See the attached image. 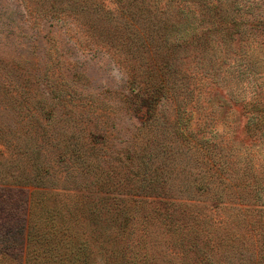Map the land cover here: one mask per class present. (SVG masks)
<instances>
[{"label":"rangeland","instance_id":"obj_1","mask_svg":"<svg viewBox=\"0 0 264 264\" xmlns=\"http://www.w3.org/2000/svg\"><path fill=\"white\" fill-rule=\"evenodd\" d=\"M146 1L161 13L129 27L157 43L155 71L179 90L152 113L121 4L55 0L49 12L43 0H0V264H76L81 241L82 264H264L254 248L220 243L249 236L253 209L264 210V126L249 133L259 115L243 105L264 110V0H225L250 31L230 44L210 36L203 51L190 41L206 28L194 6ZM203 154L218 159L212 185L235 190L219 208L213 190L193 188V173L206 178ZM166 219L194 228L197 248L186 255L191 233Z\"/></svg>","mask_w":264,"mask_h":264},{"label":"trees","instance_id":"obj_2","mask_svg":"<svg viewBox=\"0 0 264 264\" xmlns=\"http://www.w3.org/2000/svg\"><path fill=\"white\" fill-rule=\"evenodd\" d=\"M54 1L55 0H51V1L43 0L40 8H37V9H43L44 11L52 12L56 10ZM115 1L122 5L123 7L122 10L124 11L122 15L125 17V22L128 24L125 27V29H128L126 31L127 42L130 45H133V47L136 48V50L139 52V59H140L139 66H143L142 81L145 82V83L142 82V84L143 86L144 85L150 86V89L147 90V92L143 91V93H145L147 96V107L149 111L151 112V108H153L152 106H156L158 100H160V97H164V99H174V101H178L179 97L177 94L179 93V90L177 89V87L167 86L165 84V77L162 74L158 73V71H155L157 64H160L159 63L160 62L159 52L161 51L159 47H157L158 46L157 43H156V46L150 49L151 46L146 41L148 36L146 37H142L138 35L136 36L134 31L131 30L129 27V26L134 27L135 24H140V22H145L150 19H155L153 17L161 13L158 6H152L146 0H115ZM186 3L188 5L194 6V10L192 14L193 17L196 16L200 26L206 27L205 29L199 32L196 31L197 33H193V35L191 36L192 39L190 41H191V45L193 46V50L202 49L203 51L205 48H209L212 45L211 44L212 40L210 36H216L217 38L219 36V38L222 41H227L229 43L231 39L233 40L234 38H236V36H239L240 32L243 33L244 31H246L247 33H249L250 31V29L248 30L241 26L240 21L238 20L236 13L234 12V8L232 6H229V5L224 6V4H231V1L186 0ZM84 7H86V4H84ZM91 10L92 11L96 10L98 13H100L101 12L100 4L96 1ZM185 14L186 12L184 10L180 12L179 16L181 17V20L185 19L186 17L184 16ZM104 18L106 19V15ZM171 19L172 17H169L165 21H171ZM162 28L167 29L168 26H162ZM48 32L51 33V31H48ZM160 45H162L161 47L162 49L163 48L166 49V45L164 44H160ZM112 48H114L115 50L116 48L123 50V48L120 46H116V47L112 46ZM145 53H147V55H145ZM128 68L132 70L131 72L138 73L137 62L135 63V66L132 64H129ZM175 70H176V74H180V70H178L177 68ZM132 85L136 86V88L132 87L133 91H136V93L141 91L137 88V86H141V85H137L136 81L132 80ZM243 105H245L246 110L251 109L254 112V114L259 115L256 122L252 124L251 126L247 127V131H249V133L251 134H256L258 131L263 130L262 127L264 126V120H263L264 110L261 111L260 109H258V106H257L258 104L256 103V101H253L251 103L246 102V103H243ZM175 137H176L175 140L180 139V136L178 133L176 134ZM200 148H203V147L200 146ZM188 150H191L190 147H188ZM198 152L201 153V151H198ZM203 160H204V163H206L208 166L207 167L208 171L204 173V176L206 178L204 180H201V178H199L198 176L199 175L198 173H193L191 177L193 181V188L203 193H210L211 190H213L215 194L211 199L213 202L212 207L219 208L220 204L225 200L224 198L226 199L229 198L228 192L229 191L235 192V190L232 188V186L222 185L221 184L222 182H219L218 184H214L213 186L212 183L214 182V178L211 179V177L218 176L216 170L213 169V168H217L218 159H216V157L212 155L203 154ZM152 173L154 174L156 173V171H153ZM245 186L246 184H243V190L246 188ZM246 193H250V191ZM245 195L248 196L247 194ZM157 210H158L157 212H159L158 207H157ZM253 210H255L256 214L254 215V218L251 220V222L247 224L248 227L247 226L245 227V229L247 230V233H249V236L244 235V234H239V233L236 234L232 232L233 234L231 233L227 234V238H224L223 240H221L220 243H222V246L227 247V249L229 248V250L234 251V252H237L238 250H241V249L243 251H246L248 247L254 248V250H256V253L260 254V257H262L264 255V210L263 211L259 209H253ZM169 222L166 219V223L172 226L171 231H173L174 233L183 234L184 232L191 233V231H194V228L187 226V224L184 225V227L182 225L183 227L182 229L184 230H178V228L175 227V224L169 223ZM192 233H191V236L187 240L185 239V243L187 246V248L186 246L185 248L188 249L185 252L186 255L189 254L191 250L196 249L197 248L196 246L198 245L200 240H202L199 234H197L196 232H192ZM51 234L53 235V232ZM59 236H62L64 239L65 236H67V232L64 230L63 232L59 233ZM38 238L40 239V235H38ZM63 243L64 241L63 242L56 241V243L52 244V246H55V245L62 246L61 244ZM86 243L87 241H81L80 245L78 246L80 253H82V255L80 256L79 259L76 260V264H80V263L82 264L83 261H85V257L87 255H84V254L87 251V248H83V246H85L83 244H86ZM64 249H65V252H64L65 257L63 259L65 261L63 260L62 261L71 263L72 260H75V258H71L70 256L71 252L68 250L67 247L64 246ZM248 251H250V249H248ZM60 264L62 263L60 262ZM122 264H136V263L128 262L125 260V261H122Z\"/></svg>","mask_w":264,"mask_h":264}]
</instances>
